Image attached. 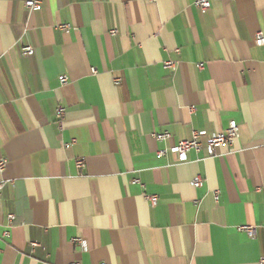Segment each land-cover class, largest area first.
I'll list each match as a JSON object with an SVG mask.
<instances>
[{"label": "crops", "instance_id": "crops-1", "mask_svg": "<svg viewBox=\"0 0 264 264\" xmlns=\"http://www.w3.org/2000/svg\"><path fill=\"white\" fill-rule=\"evenodd\" d=\"M195 3L0 0V264H260L264 0Z\"/></svg>", "mask_w": 264, "mask_h": 264}, {"label": "built area", "instance_id": "built-area-1", "mask_svg": "<svg viewBox=\"0 0 264 264\" xmlns=\"http://www.w3.org/2000/svg\"><path fill=\"white\" fill-rule=\"evenodd\" d=\"M195 4L199 9L203 11L209 10L212 6L211 0H196ZM25 7L30 12H33V13L40 12L43 7V0H25ZM60 29L66 30V29H69V26L68 25L61 26ZM255 45L258 47H264V35L262 33L257 34L256 39H255ZM34 53H35V49L32 46H24L22 48V54L24 56L30 57V56H33ZM165 66L171 69H175L176 64L174 62H167L165 63ZM60 81L62 84H66L68 79L67 77L63 76V77H60ZM116 83H118V81H116ZM65 114H66V110L63 107H59L57 109L56 116L59 120L64 119ZM238 133H239V127L235 121H232L230 122L229 127L225 131L220 132V133H213L209 135L208 144H207L208 154L210 156H215L216 149L218 147H221L223 145L233 142V140L238 137ZM202 136H206V132L204 131L194 132L191 140L182 141L179 144L172 147L171 150L173 153L177 154L181 160H185L186 153L188 151L190 150L199 151L201 149V143L199 140ZM167 138H170V135L168 133L156 135L157 140H164ZM164 154L165 152L163 151L159 152L160 157L163 156ZM7 163L8 162L6 159H3L2 161H0V172L5 171L7 167ZM83 166H84V160L83 159L78 160L77 161L78 169H82ZM193 185L196 188L201 187L203 185V179L200 176L197 177L194 180ZM4 187H5V182L3 180H0V208H1V199H2V193H3ZM148 198L153 205H156L158 201L157 196H150ZM215 200L216 201L219 200V193L215 194ZM8 220L12 222L14 220V215H9ZM240 230L248 233V235L253 238L256 235V228L253 226L241 227ZM32 246L37 247L38 244L33 243ZM73 264H77V263H73ZM103 264H107V263H103ZM260 264H264V258L261 260Z\"/></svg>", "mask_w": 264, "mask_h": 264}]
</instances>
